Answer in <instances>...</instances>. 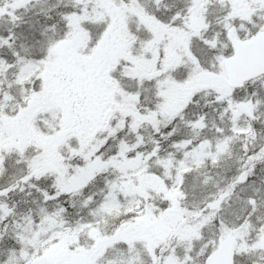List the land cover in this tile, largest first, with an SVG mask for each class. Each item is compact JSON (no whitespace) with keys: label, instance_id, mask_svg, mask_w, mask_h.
<instances>
[{"label":"snow or ice","instance_id":"obj_1","mask_svg":"<svg viewBox=\"0 0 264 264\" xmlns=\"http://www.w3.org/2000/svg\"><path fill=\"white\" fill-rule=\"evenodd\" d=\"M0 264H264V0H0Z\"/></svg>","mask_w":264,"mask_h":264}]
</instances>
